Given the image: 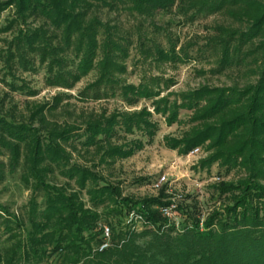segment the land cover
Instances as JSON below:
<instances>
[{
	"label": "trees",
	"instance_id": "obj_1",
	"mask_svg": "<svg viewBox=\"0 0 264 264\" xmlns=\"http://www.w3.org/2000/svg\"><path fill=\"white\" fill-rule=\"evenodd\" d=\"M8 5H15L21 17L47 22V27L19 32L15 50L6 56L9 69L14 58L28 69L25 56L35 53L41 62L49 63L53 85L69 89L96 69L97 80L84 91L93 99L117 96L130 107L142 99L151 101L169 125L178 121L181 109L189 110L195 125L182 138L167 137V147L185 156L209 142L215 153L204 166L220 162L227 171L240 168L246 176L215 186L229 204L213 210L202 224L195 209L177 208L185 217L178 229L161 212L169 203L166 186L157 196L123 197L119 186L101 185L102 176L74 164L68 150L93 148L106 164L132 157L143 148L141 141L124 145L114 141L121 133L136 131L152 139L158 126L146 109L113 113L87 122L84 128L58 124L50 128L43 114L55 106L47 105L37 108L31 118V122L38 118L43 131L31 122L6 116L1 100L0 185L19 173L33 197L18 211L0 205V264H264V0H9ZM94 8L124 10L151 19L175 9L191 22L215 14L245 22L248 28L243 31L217 28L223 38L219 66L237 69L250 58L249 65L261 67L260 79L244 88L203 86L173 101L169 96L159 98L161 91L150 83L124 85L116 76L126 69L128 45L119 43L118 28L89 18ZM100 29L105 33L103 42ZM251 45L254 48L243 53ZM176 49L171 43L168 50L157 46L152 54L158 60L176 62L181 60ZM68 53L78 60L73 71L65 70L62 56ZM7 85L12 91L21 89L14 83ZM58 177L66 184H57ZM132 210L141 216L142 230L116 220ZM102 224L110 226L112 236L101 251Z\"/></svg>",
	"mask_w": 264,
	"mask_h": 264
},
{
	"label": "rangeland",
	"instance_id": "obj_2",
	"mask_svg": "<svg viewBox=\"0 0 264 264\" xmlns=\"http://www.w3.org/2000/svg\"><path fill=\"white\" fill-rule=\"evenodd\" d=\"M8 2L9 0H0V101H5L3 113L6 116L30 123L32 113L37 108L54 105L52 111L43 114L48 127L58 124L84 128L87 122L108 118L113 113L132 114L146 109L151 114L150 121L158 126L155 136L150 139L148 135L136 131L132 135L121 133L114 141L118 145L141 141L143 148L132 157L106 164L93 148L88 151L78 148L73 152L68 149L72 153V162L102 176L104 179L100 182L101 185L107 182L119 186L123 197L136 199L157 196L158 192L152 185L166 176L168 182L173 184L171 193H166V200L170 202L169 199H172L177 208L195 209L200 214L201 224L213 210L222 209L229 204L228 197L220 196L215 186L222 182H237L246 176L244 170L236 168L227 171L220 162L204 166L203 162L215 153V150L209 149V142L198 147L197 153L191 154L192 150L185 156L166 145L167 137L182 138L195 125L192 121L193 112L181 109L178 121L169 125L161 114L156 113L151 101L142 99L137 105L130 107L117 96L93 99L90 97L92 95L88 96L84 91L97 80L96 69L89 71L69 89L53 85L49 81V63L41 62L40 56L35 53L25 56L29 61L28 69L18 63V58H14L13 68L9 69L6 56L15 50L19 32L47 27V22L33 16L21 17L17 7L8 5ZM91 17L99 19L104 25L118 28L115 31L117 38H121L119 43L128 45V55L123 61L126 69L116 76L117 79L124 85L150 83L161 91L159 98L169 96L171 101L180 100L183 94L203 86L244 88L256 84L260 79L261 67L249 65L252 61L250 58L246 66L237 69L221 70L219 66L222 56L220 40L223 38L216 31L217 28L243 31L248 28L245 22H237L223 14L201 15L191 22L178 15L175 9L161 12L151 19L124 10L94 8L89 12V18ZM104 38V29H100V42ZM57 43L54 41V44ZM171 43L177 45L176 52L181 60L161 61L152 54L157 46L168 50ZM252 48L253 45L245 46L243 53ZM99 54L102 55L101 51ZM62 58L65 59V70L73 71V63L78 62L74 54L68 53ZM9 83H14L21 89L10 90L7 85ZM24 86L28 89L25 90ZM28 90L35 92V95H31ZM35 118L31 123L44 131L45 128ZM56 183L65 185L66 180L58 177ZM32 197L33 192L23 184L19 173L9 176L0 185V205L8 206L11 211H18L26 206ZM42 200V197L38 198L39 202ZM83 200H88L87 195H83ZM174 215L171 222L176 227L178 224L177 228L180 229L185 217L179 209ZM116 220L126 223V217H117Z\"/></svg>",
	"mask_w": 264,
	"mask_h": 264
},
{
	"label": "built area",
	"instance_id": "obj_3",
	"mask_svg": "<svg viewBox=\"0 0 264 264\" xmlns=\"http://www.w3.org/2000/svg\"><path fill=\"white\" fill-rule=\"evenodd\" d=\"M199 151L198 148L194 149L191 154H195ZM166 176H162L157 182L153 183L152 187L154 190L159 192L164 186H166V193H171V188L173 186L172 183L168 182ZM170 202L161 209V212L163 216L167 217L168 219L174 220V213L177 212V205L175 202H172V199H169ZM127 225L131 226L134 230H142L144 228V222L139 214H137L134 210H132L127 216H126V223ZM178 227V224H177ZM102 234H103V244L100 247V250H104L109 246V242L112 236V231L109 225L102 224L101 225Z\"/></svg>",
	"mask_w": 264,
	"mask_h": 264
}]
</instances>
